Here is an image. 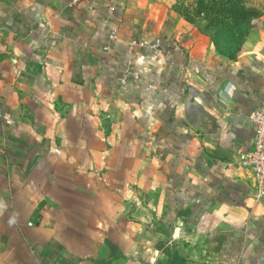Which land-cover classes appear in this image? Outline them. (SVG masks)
<instances>
[{
	"label": "crops",
	"instance_id": "0c3cea01",
	"mask_svg": "<svg viewBox=\"0 0 264 264\" xmlns=\"http://www.w3.org/2000/svg\"><path fill=\"white\" fill-rule=\"evenodd\" d=\"M263 100L264 16L225 57L142 0H0V264H264Z\"/></svg>",
	"mask_w": 264,
	"mask_h": 264
},
{
	"label": "rangeland",
	"instance_id": "374dc122",
	"mask_svg": "<svg viewBox=\"0 0 264 264\" xmlns=\"http://www.w3.org/2000/svg\"><path fill=\"white\" fill-rule=\"evenodd\" d=\"M167 8L211 42L225 57H234L253 18L264 16V0H142Z\"/></svg>",
	"mask_w": 264,
	"mask_h": 264
},
{
	"label": "built area",
	"instance_id": "2783aa9c",
	"mask_svg": "<svg viewBox=\"0 0 264 264\" xmlns=\"http://www.w3.org/2000/svg\"><path fill=\"white\" fill-rule=\"evenodd\" d=\"M255 125V138L249 151L237 156L238 166L245 170L253 181L254 196H264V100L259 110L250 115Z\"/></svg>",
	"mask_w": 264,
	"mask_h": 264
},
{
	"label": "trees",
	"instance_id": "16d2710c",
	"mask_svg": "<svg viewBox=\"0 0 264 264\" xmlns=\"http://www.w3.org/2000/svg\"><path fill=\"white\" fill-rule=\"evenodd\" d=\"M250 27H251V22H250ZM250 27H249V29H250ZM249 29H248V30H249ZM247 32H248V31H247ZM246 34H247V33H246ZM235 54H236V53H235Z\"/></svg>",
	"mask_w": 264,
	"mask_h": 264
}]
</instances>
